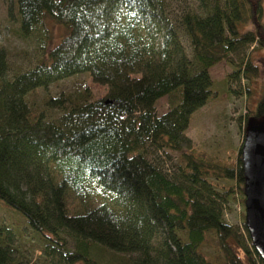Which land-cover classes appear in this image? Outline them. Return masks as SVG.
<instances>
[{
    "label": "trees",
    "instance_id": "1",
    "mask_svg": "<svg viewBox=\"0 0 264 264\" xmlns=\"http://www.w3.org/2000/svg\"><path fill=\"white\" fill-rule=\"evenodd\" d=\"M198 1L178 21L189 58L161 0H16L21 36L47 55L8 78L0 49V202L44 241L48 264H102L104 252L133 264H264L223 219L232 196L245 201L241 147L224 161L186 135L216 97L210 69L239 46H263L264 0ZM49 23L64 30L51 48ZM236 73L253 79L258 68ZM79 74L105 92L39 102V89ZM161 98L169 109L155 116ZM250 112L244 131L264 124V80ZM145 140L178 155L177 179L145 158ZM14 243L0 226V264H29Z\"/></svg>",
    "mask_w": 264,
    "mask_h": 264
},
{
    "label": "rangeland",
    "instance_id": "2",
    "mask_svg": "<svg viewBox=\"0 0 264 264\" xmlns=\"http://www.w3.org/2000/svg\"><path fill=\"white\" fill-rule=\"evenodd\" d=\"M169 19L175 24L180 35V40L191 57V47L188 39L181 32L178 21L181 15L188 11L199 8L198 0H161ZM222 6V0H212ZM264 10V1L262 3ZM264 20V17L263 19ZM263 23V22H262ZM52 40L49 47L56 45L64 34L63 28L49 23ZM247 30H256L255 24L251 23ZM0 49L5 52L8 66L7 77L11 78L16 73L32 68L37 61L44 59L47 51L39 49L35 38H24L19 30V18L16 0H0ZM248 61L258 68V76L246 79L237 74L238 66ZM264 68V42L263 46L258 43L239 46L228 61L215 65L209 71L211 87L216 92V97L209 100L198 108L191 116L186 135L192 140L194 147L209 157L220 160L233 158V154L242 146L244 138V123L247 114L254 112L256 103L262 95ZM39 102L44 104L47 95L55 98H75L90 93L91 100L105 92V88L94 86L88 74H79L51 84L47 89H39ZM68 106V105H66ZM65 106V107H66ZM155 116L166 113L169 105L165 98L157 100L153 106ZM60 114L59 109L48 111L50 118ZM261 122L260 121H252ZM145 158L163 173L172 179L178 177L179 158L170 151L158 150L151 146L148 140L144 144ZM242 196H232L223 206V219L242 236L247 247H252L244 231L245 207ZM13 211L7 209L0 202V226L9 228L15 235V257L29 264H48L49 259L44 257V241L32 231L24 221ZM69 248L73 247V240L66 237ZM161 238H156L153 245L158 247ZM202 250L208 254L213 251L210 247ZM102 264H133L135 256H112L109 253H99Z\"/></svg>",
    "mask_w": 264,
    "mask_h": 264
},
{
    "label": "water",
    "instance_id": "3",
    "mask_svg": "<svg viewBox=\"0 0 264 264\" xmlns=\"http://www.w3.org/2000/svg\"><path fill=\"white\" fill-rule=\"evenodd\" d=\"M245 176V228L251 245L264 261V124H252L241 146Z\"/></svg>",
    "mask_w": 264,
    "mask_h": 264
}]
</instances>
